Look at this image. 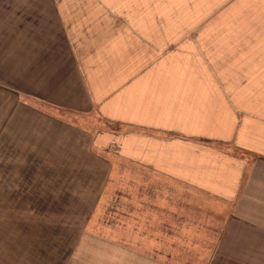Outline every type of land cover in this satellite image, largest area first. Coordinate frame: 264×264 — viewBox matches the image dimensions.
Here are the masks:
<instances>
[{
	"label": "crops",
	"instance_id": "1",
	"mask_svg": "<svg viewBox=\"0 0 264 264\" xmlns=\"http://www.w3.org/2000/svg\"><path fill=\"white\" fill-rule=\"evenodd\" d=\"M141 1L0 0V264H264V48Z\"/></svg>",
	"mask_w": 264,
	"mask_h": 264
},
{
	"label": "rangeland",
	"instance_id": "2",
	"mask_svg": "<svg viewBox=\"0 0 264 264\" xmlns=\"http://www.w3.org/2000/svg\"><path fill=\"white\" fill-rule=\"evenodd\" d=\"M141 4L142 11H147L148 5H151V11L157 13L159 22L163 16H166L167 21H171L170 23L174 26L219 29L222 35L226 36L230 41L251 45L254 49L253 53H256V48H264V0H157L151 2L141 1ZM204 35L207 36V34ZM188 36L192 37V34ZM259 52L264 53V50ZM4 180L0 179V184H3ZM1 231L2 229L0 228ZM56 243L58 245V242ZM43 244H47L45 249L46 253H48L51 242L46 241ZM60 246V260L64 259V256L68 255V252L74 248V251L67 257L66 264L148 263L143 258L137 257V259H134L132 252L117 253V247L107 246L104 242L83 240L73 243L62 240ZM180 251L171 253L173 255V263H197V253H180ZM157 254L160 258H170L168 253H166L167 256L164 253ZM61 263L65 264L60 261Z\"/></svg>",
	"mask_w": 264,
	"mask_h": 264
}]
</instances>
